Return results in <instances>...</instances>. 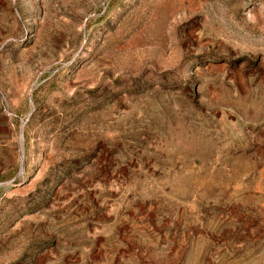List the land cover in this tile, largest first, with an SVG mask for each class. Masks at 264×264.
<instances>
[{"label": "rangeland", "instance_id": "rangeland-1", "mask_svg": "<svg viewBox=\"0 0 264 264\" xmlns=\"http://www.w3.org/2000/svg\"><path fill=\"white\" fill-rule=\"evenodd\" d=\"M0 264H264V0H0Z\"/></svg>", "mask_w": 264, "mask_h": 264}]
</instances>
